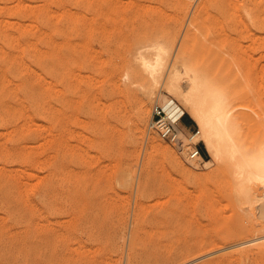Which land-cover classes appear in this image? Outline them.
I'll use <instances>...</instances> for the list:
<instances>
[{
    "label": "rangeland",
    "instance_id": "1",
    "mask_svg": "<svg viewBox=\"0 0 264 264\" xmlns=\"http://www.w3.org/2000/svg\"><path fill=\"white\" fill-rule=\"evenodd\" d=\"M157 44L264 138V0H0V264H264V210L228 164L149 129L173 99L137 60Z\"/></svg>",
    "mask_w": 264,
    "mask_h": 264
},
{
    "label": "bare ground",
    "instance_id": "2",
    "mask_svg": "<svg viewBox=\"0 0 264 264\" xmlns=\"http://www.w3.org/2000/svg\"><path fill=\"white\" fill-rule=\"evenodd\" d=\"M16 6H18V3L16 4ZM22 9H25V8L23 7ZM5 21H4V23H5ZM9 22L11 23V21H9ZM9 22L8 23L6 22V23L9 24ZM23 26H25V25H23ZM26 26H27V24H26ZM28 27H29V25H28ZM30 28H32V27H30ZM2 50L3 49H1V51ZM147 52H150V54L140 53L138 55L137 60L140 62V65L143 68V70L145 71V73L149 76L150 81L152 83L151 88L156 89V87H159V88H161L160 89L161 91L165 90L167 93L172 94L173 100L178 101V104H177L178 108L181 111H184L187 114H189V116L192 117V119L196 122L198 128H200L199 129L200 139L202 140L203 144L205 145L207 152L209 154V157H210L209 160H207V161L205 160L204 166L208 168L213 164L214 161L228 164V167L230 168V170L232 172L231 175H233L234 179H236L234 181H237V183H238L239 194L241 196V200H242L243 204H246L249 208H259L260 207L262 210H264V138L259 140L253 146H249V145L245 144L240 137V133H241L240 122H239L238 117L235 115L236 106L232 103L229 96L220 87H218L217 85L212 83L204 74H202L203 72L201 73L197 69H194V68H191L188 66H182L181 70H179L178 67L176 66V64L173 62L174 60L172 61L171 47H169L167 45H163V44H157L155 46L148 48ZM29 70H30V68H29ZM8 73H10V72H7V74ZM24 79H25V77H24ZM1 86H3V85H1ZM9 86H11V85H9ZM26 91H28V90H26ZM29 92H30V90H29ZM148 93H149V91H148ZM149 94H151V92ZM147 110L144 107H140L139 113L137 114L139 116L138 118H140L141 120H145V118L148 116ZM177 112H178V109L176 108V110L174 111L173 114H176ZM138 118H137V120H138ZM141 120H140V122H141ZM146 122H147V120H146ZM0 123H1V121H0ZM141 125H142V123H141ZM7 134H9V133H7ZM28 146H30V145H28ZM1 149H2V147H1ZM163 149H164V147H163ZM162 152H166V154L168 155L170 160L173 163L178 164L176 159L174 158V156L171 154L172 153L171 151H170V153L167 150L162 151ZM27 162H28V159H27ZM13 163H15V162H13ZM54 167H55V165H54ZM11 172H13V171L11 170ZM32 174H34V173H30L29 175H32ZM25 175H26V172H25ZM124 175H122V176H124ZM61 176H64V174H61ZM35 178L36 177L34 175L33 179H35ZM196 178H198L200 180L202 177H200V175H199L198 177L196 176ZM69 179H70V177H69ZM38 180H39V178H38ZM56 180H58V179H56ZM21 181H23V179ZM0 183H1V181H0ZM45 184H46V182H45ZM10 186H11V184H10ZM0 187H2V186H0ZM6 187L8 188L9 186L7 185ZM18 187H19V185H18ZM33 187H34V185H33ZM8 191L9 190H7V193L10 194L11 192L9 193ZM21 191H23V190H20V192ZM14 192H16V191H14ZM4 195H6V194H4ZM44 196H46V195L44 194ZM4 198H6V197H4ZM26 200H28V199H26ZM40 200L41 199L39 198V201ZM22 202H24V201H22ZM2 207H3V205H2ZM262 212H264V211H262ZM213 254H215V253H213ZM210 257H211V255H210Z\"/></svg>",
    "mask_w": 264,
    "mask_h": 264
},
{
    "label": "built area",
    "instance_id": "3",
    "mask_svg": "<svg viewBox=\"0 0 264 264\" xmlns=\"http://www.w3.org/2000/svg\"><path fill=\"white\" fill-rule=\"evenodd\" d=\"M176 108L178 112L173 114ZM184 114L173 99L163 105L156 103L151 108L149 129L170 145L185 163L200 168L206 160L202 152L204 144L198 126L184 124Z\"/></svg>",
    "mask_w": 264,
    "mask_h": 264
},
{
    "label": "crops",
    "instance_id": "4",
    "mask_svg": "<svg viewBox=\"0 0 264 264\" xmlns=\"http://www.w3.org/2000/svg\"><path fill=\"white\" fill-rule=\"evenodd\" d=\"M183 121H184V124L186 126H190V127L193 126L194 124H196V123H194L195 121L190 116H185ZM204 148H205V151L207 152V149H206L205 145H204ZM207 154H208V152H207ZM208 156H209V154H208Z\"/></svg>",
    "mask_w": 264,
    "mask_h": 264
}]
</instances>
